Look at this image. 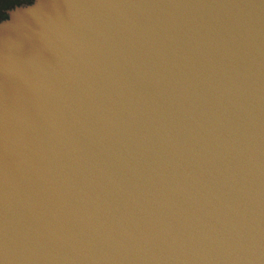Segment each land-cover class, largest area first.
<instances>
[{
	"label": "water",
	"instance_id": "water-1",
	"mask_svg": "<svg viewBox=\"0 0 264 264\" xmlns=\"http://www.w3.org/2000/svg\"><path fill=\"white\" fill-rule=\"evenodd\" d=\"M0 264H264V0L10 10Z\"/></svg>",
	"mask_w": 264,
	"mask_h": 264
},
{
	"label": "flooded vegetation",
	"instance_id": "flooded-vegetation-1",
	"mask_svg": "<svg viewBox=\"0 0 264 264\" xmlns=\"http://www.w3.org/2000/svg\"><path fill=\"white\" fill-rule=\"evenodd\" d=\"M32 0H0V21L9 17V11L13 8L30 3Z\"/></svg>",
	"mask_w": 264,
	"mask_h": 264
}]
</instances>
